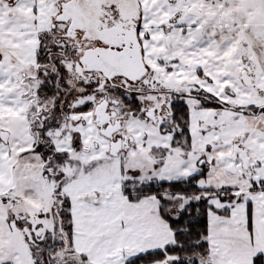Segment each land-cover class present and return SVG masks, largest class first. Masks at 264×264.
<instances>
[{"label": "snow or ice", "instance_id": "snow-or-ice-1", "mask_svg": "<svg viewBox=\"0 0 264 264\" xmlns=\"http://www.w3.org/2000/svg\"><path fill=\"white\" fill-rule=\"evenodd\" d=\"M264 264V0H0V264Z\"/></svg>", "mask_w": 264, "mask_h": 264}, {"label": "trees", "instance_id": "trees-1", "mask_svg": "<svg viewBox=\"0 0 264 264\" xmlns=\"http://www.w3.org/2000/svg\"><path fill=\"white\" fill-rule=\"evenodd\" d=\"M137 264H142V262H139V261H138Z\"/></svg>", "mask_w": 264, "mask_h": 264}]
</instances>
